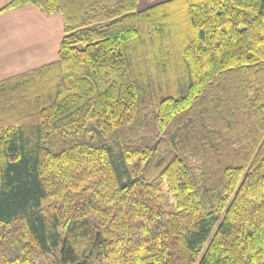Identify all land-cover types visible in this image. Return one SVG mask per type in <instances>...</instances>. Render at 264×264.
<instances>
[{
    "label": "trees",
    "instance_id": "16d2710c",
    "mask_svg": "<svg viewBox=\"0 0 264 264\" xmlns=\"http://www.w3.org/2000/svg\"><path fill=\"white\" fill-rule=\"evenodd\" d=\"M8 0L59 14L0 81V264H264V0Z\"/></svg>",
    "mask_w": 264,
    "mask_h": 264
},
{
    "label": "crops",
    "instance_id": "0c3cea01",
    "mask_svg": "<svg viewBox=\"0 0 264 264\" xmlns=\"http://www.w3.org/2000/svg\"><path fill=\"white\" fill-rule=\"evenodd\" d=\"M7 1L0 0V81L36 68H30L28 64H24L20 69L13 65L27 59L30 53L33 54L36 45L33 28L29 27V19L40 12L34 5L1 10ZM13 40L16 43L12 46Z\"/></svg>",
    "mask_w": 264,
    "mask_h": 264
},
{
    "label": "rangeland",
    "instance_id": "374dc122",
    "mask_svg": "<svg viewBox=\"0 0 264 264\" xmlns=\"http://www.w3.org/2000/svg\"><path fill=\"white\" fill-rule=\"evenodd\" d=\"M158 0H138L136 8L143 9ZM39 10V9H38ZM38 15L30 17L29 27L33 28L35 38V49L27 59L19 61L13 67L20 68L28 64L30 68L38 67L43 63L52 61L56 58L58 42L62 35L61 18L59 14L47 15L39 10ZM16 41L11 42L12 46Z\"/></svg>",
    "mask_w": 264,
    "mask_h": 264
}]
</instances>
